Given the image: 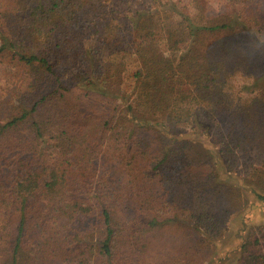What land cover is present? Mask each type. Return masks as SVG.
<instances>
[{
  "label": "trees",
  "instance_id": "obj_1",
  "mask_svg": "<svg viewBox=\"0 0 264 264\" xmlns=\"http://www.w3.org/2000/svg\"><path fill=\"white\" fill-rule=\"evenodd\" d=\"M151 1L112 16L107 0H0V264H202L228 228L216 211L264 200L259 168L235 169L246 142L264 151V0L195 15ZM259 237L235 264H264Z\"/></svg>",
  "mask_w": 264,
  "mask_h": 264
},
{
  "label": "rangeland",
  "instance_id": "obj_2",
  "mask_svg": "<svg viewBox=\"0 0 264 264\" xmlns=\"http://www.w3.org/2000/svg\"><path fill=\"white\" fill-rule=\"evenodd\" d=\"M109 3V7L107 11L112 16H117L116 12L119 15V10H125L130 7H151L153 3L151 0H107ZM175 4L182 8L185 12L195 15L199 12H205L208 14L221 13L228 8L229 0H173ZM20 16L28 21L27 12H20ZM122 23L123 20L120 18L115 19V23ZM100 38H98L99 40ZM103 41V39H101ZM100 41V42H101ZM189 39L183 38L181 40L180 46L185 48L188 44ZM118 41H111L110 45H117ZM115 44V45H114ZM126 68H123L125 72H129L135 66L134 61L132 59L126 60ZM125 66V65H124ZM123 66V67H124ZM7 65L3 62H0V94L6 93L9 85V79L7 74ZM129 82V79H127ZM126 82V83H128ZM236 86L239 84L236 82ZM218 119H221L223 123L229 122L232 123L234 120L237 121L239 125V129L246 135L251 130V126L249 124V119L244 114L234 115L229 109L224 110L221 115L218 116ZM240 157L241 164L238 168V175L241 177H249V172H252L251 167H258L259 171L257 174L260 175L262 179H264V151L257 148L252 147L248 142L245 144V148L239 151L238 153ZM112 159L99 155L95 159V166L99 169L100 174L104 172L109 176V179L112 183L115 182V179L119 181L122 179L120 175H122L117 169V165L111 162ZM211 162H208V165L205 164L202 170H200V175L203 176L205 180H210L207 185H204L207 191H203V195L209 196V192H212V185L214 173V167L211 166ZM120 174V175H119ZM120 187L119 185H117ZM157 194L159 197H169V200L173 197V193L171 194L170 187L166 185H162L161 187H157ZM249 191V190H248ZM244 198L247 199V205L244 208H234L235 210H231L230 213L224 214L221 211H216L219 215H221L220 219L223 223L228 226L227 230L223 232V235L217 239L214 243L215 248L213 251V255L204 261L202 264H235L240 258V246L241 244L247 240L249 234L251 232L255 234H260L261 230H264V200L259 199L255 194L250 192H245ZM224 193L220 194V198L224 199ZM130 200V199H129ZM125 205H131L130 202H126ZM124 205V207H125ZM132 206L126 208V214L131 213ZM168 232V231H166ZM260 243L259 247L264 250V237H259ZM159 238L156 239L154 247L159 245ZM134 264H142L137 255H133Z\"/></svg>",
  "mask_w": 264,
  "mask_h": 264
}]
</instances>
